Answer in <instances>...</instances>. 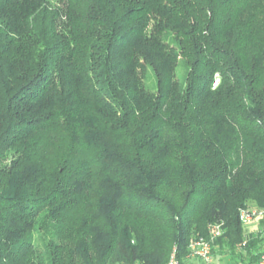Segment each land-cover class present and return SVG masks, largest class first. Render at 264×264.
<instances>
[{
	"label": "trees",
	"instance_id": "16d2710c",
	"mask_svg": "<svg viewBox=\"0 0 264 264\" xmlns=\"http://www.w3.org/2000/svg\"><path fill=\"white\" fill-rule=\"evenodd\" d=\"M264 0H0V264H255ZM223 262V261H222Z\"/></svg>",
	"mask_w": 264,
	"mask_h": 264
},
{
	"label": "built area",
	"instance_id": "2783aa9c",
	"mask_svg": "<svg viewBox=\"0 0 264 264\" xmlns=\"http://www.w3.org/2000/svg\"><path fill=\"white\" fill-rule=\"evenodd\" d=\"M240 215L242 221H250L254 217L264 215V211L256 208H244L241 210ZM220 227L218 226L214 229L208 238L203 236L194 238L190 243V256L197 258L201 264H214L215 258L212 252V243L221 234ZM167 264H181L175 250L170 254ZM255 264H264V253L260 255Z\"/></svg>",
	"mask_w": 264,
	"mask_h": 264
},
{
	"label": "rangeland",
	"instance_id": "374dc122",
	"mask_svg": "<svg viewBox=\"0 0 264 264\" xmlns=\"http://www.w3.org/2000/svg\"><path fill=\"white\" fill-rule=\"evenodd\" d=\"M264 218V215H259L257 217H254L252 220L250 221H243V232L245 234L251 233V232H255L261 229V220ZM190 256V251L189 254ZM223 261V262H222ZM215 263L216 264H228L226 263V261L224 260H220L219 258H215Z\"/></svg>",
	"mask_w": 264,
	"mask_h": 264
},
{
	"label": "crops",
	"instance_id": "0c3cea01",
	"mask_svg": "<svg viewBox=\"0 0 264 264\" xmlns=\"http://www.w3.org/2000/svg\"><path fill=\"white\" fill-rule=\"evenodd\" d=\"M215 262V260H214ZM186 264H201V262L197 259V258H194V257H191V256H187V259H186ZM216 264V263H214Z\"/></svg>",
	"mask_w": 264,
	"mask_h": 264
}]
</instances>
